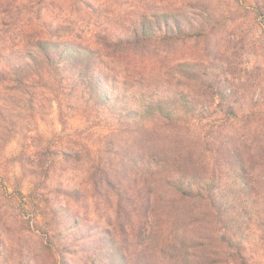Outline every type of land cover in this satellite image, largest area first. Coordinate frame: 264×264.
Here are the masks:
<instances>
[{
  "label": "rangeland",
  "instance_id": "1",
  "mask_svg": "<svg viewBox=\"0 0 264 264\" xmlns=\"http://www.w3.org/2000/svg\"><path fill=\"white\" fill-rule=\"evenodd\" d=\"M166 19L167 38L121 61L104 60L131 86L125 91L167 94L170 102L176 92L195 95L200 120L122 132L69 108L60 116L41 93L32 117L8 106L20 115L9 140L0 119V174L7 175L0 183V264H58L46 248L53 232L54 244L70 245L63 258L74 263L99 243L95 231L119 232L114 194L105 181L99 194L93 188L99 152H141L209 181L211 205L202 199L167 207V187L158 180L152 190L138 178L142 188L134 195L151 198L145 233L165 241L158 243L168 264H179L178 257L185 264H264V0H0V37L17 34L22 24L53 21L91 41L99 29ZM178 62L194 64L198 81L214 78L217 86L194 85L180 76ZM167 238L177 246L167 247ZM128 243L130 250L129 237Z\"/></svg>",
  "mask_w": 264,
  "mask_h": 264
},
{
  "label": "trees",
  "instance_id": "2",
  "mask_svg": "<svg viewBox=\"0 0 264 264\" xmlns=\"http://www.w3.org/2000/svg\"><path fill=\"white\" fill-rule=\"evenodd\" d=\"M17 10L23 11L24 6ZM168 25L171 26L166 19L155 25L142 23L130 28L99 29L93 33L94 40L90 41L67 33L59 23L42 21L22 24L17 34L1 36L0 119L9 135L8 140L14 138L17 124L14 119L21 111H28L30 117L39 111L34 104L38 93L57 103L60 116H63L64 108H69L91 120L95 126L122 132L140 129L144 124L169 126L200 120L201 110L197 108L199 101L195 95L176 92L170 102L167 94L147 97L140 92L125 91L124 86H131L122 82L104 60L121 61L131 50L167 38ZM177 70L181 77L191 79L194 85L199 82L210 90L217 86L214 78L202 77L198 81L192 63L178 62ZM8 106L20 112L9 114ZM126 153L123 152L120 158L99 152L92 162L94 190L99 194L105 181L114 194V221L119 232L107 230L106 235L101 236L95 231L99 243L86 246L83 255H79L74 263L63 258L69 244H54L58 234H49L46 248L57 254L58 264H168L158 243L165 241L151 232L145 233V224L151 219L148 210L151 198L134 195L142 188L138 178L143 181L142 185L152 190L157 187L153 182L158 184L160 180L167 187V207L202 199L212 204L211 187L204 184L209 181L197 172H190L177 162L146 157L141 152L135 156ZM6 177L5 173L0 174V183ZM142 205H145V211L141 210ZM77 225L78 222H72L73 227ZM76 239H72L71 245ZM167 244V247L177 246L168 238ZM178 258L179 264H185V258Z\"/></svg>",
  "mask_w": 264,
  "mask_h": 264
}]
</instances>
